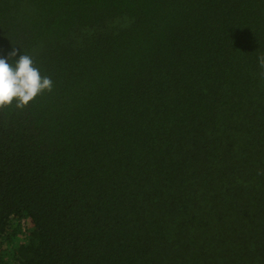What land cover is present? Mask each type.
<instances>
[{"label": "trees", "instance_id": "16d2710c", "mask_svg": "<svg viewBox=\"0 0 264 264\" xmlns=\"http://www.w3.org/2000/svg\"><path fill=\"white\" fill-rule=\"evenodd\" d=\"M14 48L0 264H264V0H0Z\"/></svg>", "mask_w": 264, "mask_h": 264}, {"label": "clouds", "instance_id": "9594fccd", "mask_svg": "<svg viewBox=\"0 0 264 264\" xmlns=\"http://www.w3.org/2000/svg\"><path fill=\"white\" fill-rule=\"evenodd\" d=\"M258 60L264 68V55ZM52 89V79L41 73L31 55L18 54L14 48L7 57H0V109L13 105L24 109L35 98Z\"/></svg>", "mask_w": 264, "mask_h": 264}]
</instances>
